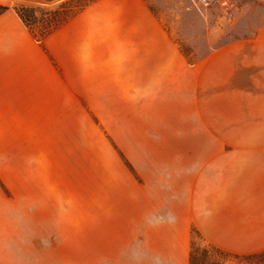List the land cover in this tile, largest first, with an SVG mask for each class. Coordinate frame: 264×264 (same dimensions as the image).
Instances as JSON below:
<instances>
[{
    "label": "crops",
    "instance_id": "crops-1",
    "mask_svg": "<svg viewBox=\"0 0 264 264\" xmlns=\"http://www.w3.org/2000/svg\"><path fill=\"white\" fill-rule=\"evenodd\" d=\"M19 1L46 0L0 4ZM148 105L172 112L153 119ZM95 120L113 137L107 122L138 120L147 136L189 138V164H91L94 220L124 233L123 256L103 264H190L194 228L226 252H264V30L190 63L147 0H98L43 44L2 14L0 197L31 232L64 230L53 186L78 166L70 126Z\"/></svg>",
    "mask_w": 264,
    "mask_h": 264
},
{
    "label": "rangeland",
    "instance_id": "rangeland-1",
    "mask_svg": "<svg viewBox=\"0 0 264 264\" xmlns=\"http://www.w3.org/2000/svg\"><path fill=\"white\" fill-rule=\"evenodd\" d=\"M58 1L54 0L48 7L56 8L66 0ZM147 2L179 48L184 49L193 60L201 59L227 44L253 38L264 30V0ZM15 3L5 6L12 7ZM142 108L153 119L172 112L171 105ZM94 123L96 126L92 128L86 122H79L75 131L70 126L66 141L67 156L69 163L75 161L78 166L75 171H69V177L65 175L64 184L53 186L50 206L45 202L55 211L58 203L56 196L63 197L62 207L68 217L62 232H31L28 219L20 221L15 215V203L0 197V264H99V260L103 264L110 258L123 256L120 246L124 233L115 230L107 232L94 220L96 207L93 205L91 164L96 163L98 158L100 164H126L120 152L130 163L132 158L138 164H189L187 136H176L167 131L147 136L139 130L140 121L132 120L107 122L116 133L113 137L103 124L99 126V121ZM149 124L162 126L164 122L153 120ZM125 128L128 130L125 131ZM140 145L144 146V152L140 151ZM38 192L44 190L38 188ZM195 244L199 251L206 246L202 239H196ZM226 264L238 263L228 261Z\"/></svg>",
    "mask_w": 264,
    "mask_h": 264
},
{
    "label": "trees",
    "instance_id": "trees-1",
    "mask_svg": "<svg viewBox=\"0 0 264 264\" xmlns=\"http://www.w3.org/2000/svg\"><path fill=\"white\" fill-rule=\"evenodd\" d=\"M53 1L47 0L44 3L19 1L12 7L0 4V16L8 10L13 9L24 25L43 44L46 37L98 0H66L56 8L48 7V4ZM180 50L190 63L199 60L191 59L184 49L180 48ZM96 122L98 123V120ZM120 155L126 165L133 171L131 163L121 152ZM196 239H202V236L194 228L192 230L190 264H226L228 261L238 264H264V252L253 255H236L208 244L199 251L196 248Z\"/></svg>",
    "mask_w": 264,
    "mask_h": 264
},
{
    "label": "water",
    "instance_id": "water-1",
    "mask_svg": "<svg viewBox=\"0 0 264 264\" xmlns=\"http://www.w3.org/2000/svg\"><path fill=\"white\" fill-rule=\"evenodd\" d=\"M61 1V0H60ZM60 1H58V2H60Z\"/></svg>",
    "mask_w": 264,
    "mask_h": 264
}]
</instances>
